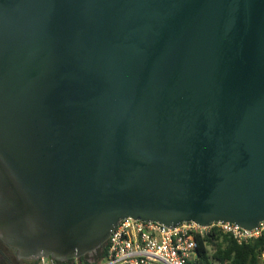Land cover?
Returning a JSON list of instances; mask_svg holds the SVG:
<instances>
[{"label":"water","instance_id":"95a60500","mask_svg":"<svg viewBox=\"0 0 264 264\" xmlns=\"http://www.w3.org/2000/svg\"><path fill=\"white\" fill-rule=\"evenodd\" d=\"M129 217L264 221V0H0V239L73 261Z\"/></svg>","mask_w":264,"mask_h":264},{"label":"built area","instance_id":"2783aa9c","mask_svg":"<svg viewBox=\"0 0 264 264\" xmlns=\"http://www.w3.org/2000/svg\"><path fill=\"white\" fill-rule=\"evenodd\" d=\"M214 229L231 234L239 243L260 237L264 221L250 230L232 222H213L202 226L195 222H182L175 227L156 221L134 218L120 220L107 243L105 256L90 264H188L196 257L198 238ZM264 264V253L261 256ZM34 264H61L52 257L43 256ZM70 264H83L75 259Z\"/></svg>","mask_w":264,"mask_h":264},{"label":"trees","instance_id":"16d2710c","mask_svg":"<svg viewBox=\"0 0 264 264\" xmlns=\"http://www.w3.org/2000/svg\"><path fill=\"white\" fill-rule=\"evenodd\" d=\"M197 240L196 257L189 260L188 264H262L264 233L260 237L239 243L231 234L214 229ZM106 252L107 247H104L99 249L94 257L85 255L79 260L83 264H90L91 259L98 261ZM73 261H64L61 264H70Z\"/></svg>","mask_w":264,"mask_h":264},{"label":"flooded vegetation","instance_id":"af4514ba","mask_svg":"<svg viewBox=\"0 0 264 264\" xmlns=\"http://www.w3.org/2000/svg\"><path fill=\"white\" fill-rule=\"evenodd\" d=\"M0 264H33V260L19 259L15 250L0 239Z\"/></svg>","mask_w":264,"mask_h":264}]
</instances>
